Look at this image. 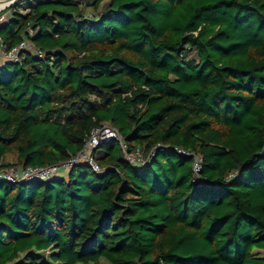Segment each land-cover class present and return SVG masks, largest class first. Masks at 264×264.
<instances>
[{"label": "trees", "instance_id": "trees-1", "mask_svg": "<svg viewBox=\"0 0 264 264\" xmlns=\"http://www.w3.org/2000/svg\"><path fill=\"white\" fill-rule=\"evenodd\" d=\"M5 12L7 50H33L0 68V167L68 161L105 122L146 163L112 140L101 172L0 182V264H264V0Z\"/></svg>", "mask_w": 264, "mask_h": 264}, {"label": "built area", "instance_id": "built-area-1", "mask_svg": "<svg viewBox=\"0 0 264 264\" xmlns=\"http://www.w3.org/2000/svg\"><path fill=\"white\" fill-rule=\"evenodd\" d=\"M0 2H3V0H0ZM7 8L8 6L6 4L5 7L0 10V27L7 22L8 16L5 12ZM26 50H33V45L29 41L23 40L18 46L9 51L0 37V58L2 59L0 61V68L10 63L19 62L22 58V53ZM37 54L39 57H43L41 51H37ZM112 140H117L121 143L125 150L126 160L132 165L140 167L146 163V157L143 151L140 148H136L129 154L120 131L109 122H105L92 130L82 151L76 156H72L68 161L48 166L0 167V182L12 184L47 182L66 175L75 164L80 162L90 165L96 172H101L102 169L95 159L94 151L101 144L108 143ZM176 150L183 155L190 154V152H187L183 148H177ZM194 169L198 176L201 169L200 158L198 156H195Z\"/></svg>", "mask_w": 264, "mask_h": 264}, {"label": "rangeland", "instance_id": "rangeland-1", "mask_svg": "<svg viewBox=\"0 0 264 264\" xmlns=\"http://www.w3.org/2000/svg\"><path fill=\"white\" fill-rule=\"evenodd\" d=\"M8 14H10V13H8ZM8 14H7V16H8ZM14 158H15L14 156H9L8 159H7V161L11 162ZM40 254L41 255L39 257V260H41V261L42 260H45L47 262H50V259H49L50 251H45V252H42ZM51 264H59V263H51ZM102 264H107V263L102 262Z\"/></svg>", "mask_w": 264, "mask_h": 264}, {"label": "water", "instance_id": "water-1", "mask_svg": "<svg viewBox=\"0 0 264 264\" xmlns=\"http://www.w3.org/2000/svg\"><path fill=\"white\" fill-rule=\"evenodd\" d=\"M20 1L22 0H3V2L6 3L8 7Z\"/></svg>", "mask_w": 264, "mask_h": 264}, {"label": "bare ground", "instance_id": "bare-ground-1", "mask_svg": "<svg viewBox=\"0 0 264 264\" xmlns=\"http://www.w3.org/2000/svg\"><path fill=\"white\" fill-rule=\"evenodd\" d=\"M6 3L0 2V10H2L5 7Z\"/></svg>", "mask_w": 264, "mask_h": 264}, {"label": "crops", "instance_id": "crops-1", "mask_svg": "<svg viewBox=\"0 0 264 264\" xmlns=\"http://www.w3.org/2000/svg\"><path fill=\"white\" fill-rule=\"evenodd\" d=\"M2 39V38H1ZM2 59L0 58V61H1Z\"/></svg>", "mask_w": 264, "mask_h": 264}]
</instances>
